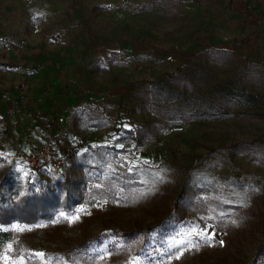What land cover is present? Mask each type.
<instances>
[{
  "label": "rangeland",
  "instance_id": "1",
  "mask_svg": "<svg viewBox=\"0 0 264 264\" xmlns=\"http://www.w3.org/2000/svg\"><path fill=\"white\" fill-rule=\"evenodd\" d=\"M233 33L213 0H0V198L84 181L0 226V264H264V66ZM53 136L63 173L34 171Z\"/></svg>",
  "mask_w": 264,
  "mask_h": 264
},
{
  "label": "trees",
  "instance_id": "2",
  "mask_svg": "<svg viewBox=\"0 0 264 264\" xmlns=\"http://www.w3.org/2000/svg\"><path fill=\"white\" fill-rule=\"evenodd\" d=\"M147 132V126L141 125L126 134L131 140L140 143ZM83 184L84 181L70 183L66 180L53 189L20 193L10 200L0 198V226L36 225L40 222L51 221L60 213H71L81 203L84 192ZM127 235L136 238L139 234L128 233ZM13 237V231H0V246L13 240ZM260 251V253L264 251V246Z\"/></svg>",
  "mask_w": 264,
  "mask_h": 264
},
{
  "label": "crops",
  "instance_id": "3",
  "mask_svg": "<svg viewBox=\"0 0 264 264\" xmlns=\"http://www.w3.org/2000/svg\"><path fill=\"white\" fill-rule=\"evenodd\" d=\"M213 1L225 9L234 23L226 48L249 64L264 66V0Z\"/></svg>",
  "mask_w": 264,
  "mask_h": 264
},
{
  "label": "built area",
  "instance_id": "4",
  "mask_svg": "<svg viewBox=\"0 0 264 264\" xmlns=\"http://www.w3.org/2000/svg\"><path fill=\"white\" fill-rule=\"evenodd\" d=\"M168 61L171 63L175 61V58L169 57ZM59 123L64 122V118L58 119ZM57 141L53 136L51 141H48L41 150L30 153L26 156L25 161L33 168L34 171H40L45 167L51 168L56 174L63 173L67 159L58 153Z\"/></svg>",
  "mask_w": 264,
  "mask_h": 264
},
{
  "label": "snow or ice",
  "instance_id": "5",
  "mask_svg": "<svg viewBox=\"0 0 264 264\" xmlns=\"http://www.w3.org/2000/svg\"><path fill=\"white\" fill-rule=\"evenodd\" d=\"M222 243V242H221ZM39 255H42V254H39Z\"/></svg>",
  "mask_w": 264,
  "mask_h": 264
}]
</instances>
